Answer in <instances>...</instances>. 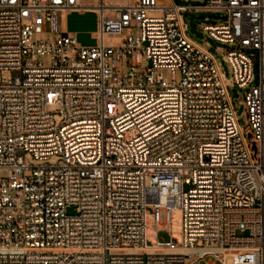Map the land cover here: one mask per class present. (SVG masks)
I'll list each match as a JSON object with an SVG mask.
<instances>
[{
  "label": "built area",
  "instance_id": "built-area-1",
  "mask_svg": "<svg viewBox=\"0 0 264 264\" xmlns=\"http://www.w3.org/2000/svg\"><path fill=\"white\" fill-rule=\"evenodd\" d=\"M194 1L99 0L85 46L77 0H0V264H264V0Z\"/></svg>",
  "mask_w": 264,
  "mask_h": 264
},
{
  "label": "rangeland",
  "instance_id": "rangeland-1",
  "mask_svg": "<svg viewBox=\"0 0 264 264\" xmlns=\"http://www.w3.org/2000/svg\"><path fill=\"white\" fill-rule=\"evenodd\" d=\"M179 4L182 5H189V4H197V1L194 0H177ZM206 16H211V13H201L199 14V17L204 19ZM217 17V15H212V20H214ZM70 27L72 33L75 31H79L80 35V40L83 43H93L96 42V40H93L95 37L94 32L98 30V14L95 11H86L81 14H74L71 13L70 15ZM137 34V33H135ZM191 36L197 40L198 42L210 47L213 52L215 53L218 62L220 66L222 67L223 70V75L226 80V84L229 90V93L232 97V99L235 102L236 108L238 110V113L240 115V120L241 124L246 126V119H245V112H246V104L243 99L237 102L238 99L241 98V96L244 94L245 89L238 86L233 79L232 76V70L229 65V62L227 60L226 54H224L225 49L229 47V44L221 42L216 40L215 38L211 37L209 34H206L204 38H198L196 37L195 34H191ZM47 35L45 34H38L35 36L36 40L39 39H45ZM5 75V74H4ZM164 75L169 76L170 73L168 70H164ZM259 76H260V68H259V63L256 62L255 64V83H259ZM49 110L54 113L55 115V121L57 125H60L63 123L64 118L62 115H60L57 110L58 106L54 105L49 107ZM133 132L127 133V137H132ZM26 160L29 164H42V163H49V164H55L59 162V158L55 156L49 157V159L42 161L35 159L33 154L27 153L26 154ZM70 212L73 211V209L69 210ZM149 221L154 224V218L149 216ZM149 230L151 232V236H149V240L152 241L153 243L156 242V237H155V231L156 227L153 225H150ZM158 229H160V238L165 239V240H170L171 235L167 230L172 231V238L175 240L176 243H179L182 241V212L181 210H174L172 212V221L169 222L166 220V213L165 210L161 211V222L158 225ZM125 246L127 244H124ZM198 245H202V242L200 241ZM213 256H208L207 260H212ZM203 264V263H202ZM228 264H232L231 261H228Z\"/></svg>",
  "mask_w": 264,
  "mask_h": 264
},
{
  "label": "crops",
  "instance_id": "crops-1",
  "mask_svg": "<svg viewBox=\"0 0 264 264\" xmlns=\"http://www.w3.org/2000/svg\"><path fill=\"white\" fill-rule=\"evenodd\" d=\"M78 3L83 7L79 10H72V11H68L64 14V20H65V25H66V30L69 34L73 35L76 37L77 41L81 44V45H85V46H89V45H93L95 42L93 43H83L81 42L80 40V35H79V31H75L72 33L71 31V27H70V15L71 13H74V14H81V13H84L86 11H94L92 8V6L96 5L99 0H77ZM96 31L94 32V35H95ZM93 40H96L95 37L93 38Z\"/></svg>",
  "mask_w": 264,
  "mask_h": 264
},
{
  "label": "water",
  "instance_id": "water-1",
  "mask_svg": "<svg viewBox=\"0 0 264 264\" xmlns=\"http://www.w3.org/2000/svg\"><path fill=\"white\" fill-rule=\"evenodd\" d=\"M188 15L190 16V21L189 22H190V25H191V32L194 33L198 38H201V39L204 38L203 32L198 31L196 29V23L194 21V19L196 18V15L194 13L186 12L185 13V17L188 16ZM240 100H241V98L238 99L237 102L239 103ZM245 117H246V115H245Z\"/></svg>",
  "mask_w": 264,
  "mask_h": 264
},
{
  "label": "bare ground",
  "instance_id": "bare-ground-1",
  "mask_svg": "<svg viewBox=\"0 0 264 264\" xmlns=\"http://www.w3.org/2000/svg\"><path fill=\"white\" fill-rule=\"evenodd\" d=\"M142 250V249H140ZM147 250H155V248H152V247H148ZM161 250H170V251H185L184 249L182 248H179V247H173V248H162Z\"/></svg>",
  "mask_w": 264,
  "mask_h": 264
}]
</instances>
